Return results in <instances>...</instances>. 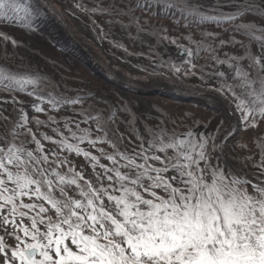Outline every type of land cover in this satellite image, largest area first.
Instances as JSON below:
<instances>
[{
    "label": "snow or ice",
    "instance_id": "obj_1",
    "mask_svg": "<svg viewBox=\"0 0 264 264\" xmlns=\"http://www.w3.org/2000/svg\"><path fill=\"white\" fill-rule=\"evenodd\" d=\"M135 6L149 8L150 3L136 0ZM167 6L182 9V14H199L191 0H169ZM75 7L90 16L121 14L115 0L112 11L99 4L87 8L82 0H76ZM125 7L131 11V6ZM235 7L232 15L199 18L227 21L245 35L260 31L259 53L247 56L251 72L241 66L244 57L227 53L226 60L211 57L234 71L233 83L224 79L214 90L230 97V109L234 104L241 126L249 130L264 120V29L250 26L251 22L235 23L258 7L254 0H236ZM34 15L33 0H0V23H15L31 32ZM92 25L96 27L95 21ZM99 35L107 33L101 30ZM0 37V43L10 39L4 32ZM185 51L188 58L182 64L160 62L149 75L170 73L179 83L182 73L191 80L196 53ZM0 67L5 69L0 71V94L23 92L25 85L46 79L39 74L19 77L7 65ZM36 91L42 90L27 94ZM48 96L52 109L83 103L80 96L51 92ZM9 104L10 109L5 107ZM24 104L15 95L10 99L0 95V264H264V153L252 161V177L213 164L207 145L211 141L212 151H222L218 140L223 121L216 133L203 135L198 142L179 139L158 126L155 131L145 128L148 139L137 135L138 143L133 144L129 137L124 146V133L118 126L109 133L93 118L91 107L77 113L81 120L51 115L40 120L29 117ZM31 106L36 113L44 111L39 104ZM114 118L115 113L108 119ZM91 123L100 133L94 138L89 128L81 127ZM42 127L51 134L40 131ZM233 134L228 132L224 140ZM85 142L88 147L82 148ZM103 143L113 151L99 146ZM72 153L83 161L77 164ZM103 159L109 164L101 163Z\"/></svg>",
    "mask_w": 264,
    "mask_h": 264
},
{
    "label": "bare ground",
    "instance_id": "obj_2",
    "mask_svg": "<svg viewBox=\"0 0 264 264\" xmlns=\"http://www.w3.org/2000/svg\"><path fill=\"white\" fill-rule=\"evenodd\" d=\"M225 2V1H223ZM33 6L35 9L34 21L40 25L46 24L43 28L47 31H51L54 37L58 39H63L67 45H73L78 52L77 54H83L85 56L92 55L94 57L103 58L102 50L99 45L96 43L95 36L93 33L88 32V27H84L82 22L76 18V16L71 12V9L59 4L56 0H33ZM61 35V36H60ZM12 42V39H9ZM23 55H32L35 54L33 51H30L29 48L20 47ZM194 53L197 55L200 54L198 48H191ZM19 57H21L19 55ZM113 69H109L111 73L116 72L119 75L120 73H125L121 75L125 79H129L134 84H140L143 91H151L153 88H158L161 92H171L178 96H183L184 98L193 97L196 100H201L208 105L212 104L215 107L219 114L222 117H225L229 121V126L226 129H220L218 147L222 148V151H215L217 156L222 160L223 164L227 168H231L235 172L242 171L247 174L245 170L242 169L241 161L232 153L231 142L230 140H224V137L228 132L232 131L233 133L238 131L242 126L240 122V113L235 111V105L232 104L231 109L230 98L225 97L223 94L218 93L215 90L209 88H202L199 85H194L192 83L184 82L179 80L177 83L176 78L167 76V75H141L134 74L130 71H126L121 68L119 65L113 63ZM220 69L226 74V78L229 83H233L231 80L234 76L233 70L228 66H223ZM245 69V68H244ZM241 91V89H237ZM201 128L195 133H199ZM193 135L189 138L192 140ZM250 177V175L247 174ZM252 177V176H251Z\"/></svg>",
    "mask_w": 264,
    "mask_h": 264
},
{
    "label": "rangeland",
    "instance_id": "obj_3",
    "mask_svg": "<svg viewBox=\"0 0 264 264\" xmlns=\"http://www.w3.org/2000/svg\"><path fill=\"white\" fill-rule=\"evenodd\" d=\"M243 2L246 3L248 2V0H243ZM254 3L263 6L264 0H254ZM250 12L251 11L244 13L242 20H245V21L243 23L246 25H249V22H251L250 26L254 27L258 25L261 28L262 27L261 25L264 23L262 22L263 17L259 16L257 13L250 14ZM245 14H249V15L245 16ZM236 24H240V23H236ZM158 28L162 29L160 25H158ZM169 30L170 29L168 28H164L163 31L169 33L168 32ZM179 31L182 32L183 34L187 33L183 29H180ZM192 32L193 31H191L190 34ZM221 33L223 35H221L220 40L214 37L212 33L208 35L202 34V37L204 38V40L209 42V45H208L209 50L207 52V56L209 53L210 58L212 56L217 55L219 59L226 60L227 59L225 55L226 53L229 56L244 57L246 56V53H247L245 50L248 49L249 45H250L251 50L254 49V46L252 45H256V44L259 45V41L257 37L260 35V31H253L249 33L248 35H245L241 31H239L240 34H237L236 31L232 29L231 34H229L226 31H221ZM197 34L198 32L194 33L195 36ZM178 37L183 39L182 36L178 35ZM230 37H232V39H230ZM230 40L235 41V43H229ZM221 41H224V43L221 44ZM245 43H247L248 45H245ZM214 49H216L217 51L216 55L212 52ZM241 62L240 63L242 67L244 66L248 67V64L250 61L248 58H244ZM203 63H205V61ZM208 65H210V68H213V67H217L218 63L216 62V60L213 61L212 59V62H208ZM125 67L128 68L129 70L130 69L134 70L137 68L142 69L144 65L143 63H133L132 62V63H126ZM200 68H201V65H200ZM207 70L208 71L201 74L204 77L203 81H201L200 79H196L193 81L203 88L209 87L211 89H214V88L219 87V83L223 82L225 77L209 76V73L214 70L209 69V68ZM247 71L251 72L252 70L248 68ZM182 78H184L185 81H190L185 76H182ZM108 92H110V88ZM150 101L160 106V108L165 112V115L168 118H170L173 114L177 115L179 113L178 121L176 120V122L180 123V126H179L180 129H183L184 127H189L191 125L189 123L182 125V123H185L186 121L185 118L187 115H185V113H183L182 111L178 112V109L186 107V110L188 111L189 114H191L193 117H198L199 118L198 120H201L200 121L201 124H204L205 127L202 129L201 134L196 139L197 142L199 141V138L203 135L210 134V133H216L217 126L220 124L221 121H223V127H222L223 129H226L229 126L228 119L225 117H222L218 112H215L208 108H207L208 110L205 109V111H208V112H205L203 111L205 107L199 108V109L194 108L193 103H190L193 100H189V101H186L184 103H181L175 106H174V103L169 99L163 100L157 97H150ZM170 105L174 107L170 109ZM198 110L202 113H200ZM210 120H211V123H209ZM170 126L173 128L172 125ZM193 129H197V128L195 127ZM185 132L187 133L189 131H185ZM211 143H212L211 141L208 142L207 150L211 155L212 163L218 164L221 169H223L225 172H228L227 168H225V165L216 157L217 155L215 154V152L212 151ZM231 148H232V153L240 159V161L243 163L244 167L246 168V171L250 175H254V170L252 168V161L259 160L261 153H264V120H258L257 126L249 130H244V128L242 127L241 130L231 139Z\"/></svg>",
    "mask_w": 264,
    "mask_h": 264
}]
</instances>
